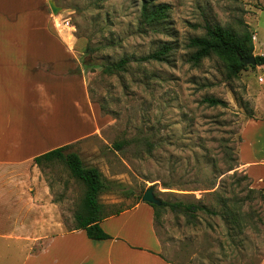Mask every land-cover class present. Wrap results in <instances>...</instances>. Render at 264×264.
Wrapping results in <instances>:
<instances>
[{"label":"rangeland","instance_id":"374dc122","mask_svg":"<svg viewBox=\"0 0 264 264\" xmlns=\"http://www.w3.org/2000/svg\"><path fill=\"white\" fill-rule=\"evenodd\" d=\"M142 1L57 0L49 37L79 52V135L87 132L69 152L101 173L98 200L107 213L134 206L149 187L162 201L219 213L238 203L241 233L222 216L163 210L154 226L172 264H256L264 256V203L252 190L264 188L240 168L237 148L248 115L264 117V65H247L229 80L214 56L187 63L186 45L206 23L239 32L247 26L253 55L264 56V0H145L170 7L158 32L139 29ZM164 43L174 48L166 62L138 61ZM123 58L124 70L105 72ZM206 98L223 105L211 107ZM36 168L37 187L58 204L63 232L72 231L84 186L62 163Z\"/></svg>","mask_w":264,"mask_h":264},{"label":"crops","instance_id":"0c3cea01","mask_svg":"<svg viewBox=\"0 0 264 264\" xmlns=\"http://www.w3.org/2000/svg\"><path fill=\"white\" fill-rule=\"evenodd\" d=\"M48 1L57 4L0 0V264H172L148 204L102 220L111 238L92 240L83 230L63 232L58 204L37 187L34 158L87 134L79 135V52L51 42ZM237 155L248 179L264 188V117L246 121Z\"/></svg>","mask_w":264,"mask_h":264},{"label":"trees","instance_id":"16d2710c","mask_svg":"<svg viewBox=\"0 0 264 264\" xmlns=\"http://www.w3.org/2000/svg\"><path fill=\"white\" fill-rule=\"evenodd\" d=\"M170 7L167 4L155 5L150 1H142L139 16V29L147 32L157 29L168 19ZM204 33L200 36L192 37L188 40L186 48L190 54L187 55L186 62L193 66L199 65L204 59L212 56L216 57L222 62L226 69L227 79L231 80L237 78L242 71L248 69L240 62V58L249 59L253 56L254 44L253 33H251L247 26H244L242 31H236L229 27H222L216 24L206 23L203 27ZM173 46L170 43H164L155 51L142 56L138 59L140 62H166L173 52ZM255 65L249 66L256 68L264 65V56L255 55ZM129 59L123 58L119 62L112 64L105 68V72L111 73L113 71L124 70L128 64ZM204 103L209 106H220L223 102L215 98H206ZM249 119H255L252 115H248ZM117 149L123 147V143L115 145ZM71 145H66L48 151L38 157L34 158V164L41 167L44 164L51 162H59L64 164L71 176L84 186V195L81 201L80 208L74 215L75 228L73 230L85 231L87 237L92 240H107L111 237L107 235L100 227L102 220L120 214L123 210H116L112 213H107L98 198L104 190V181L101 173L95 167L84 166L82 160L75 152H69ZM229 169L228 171L233 170ZM252 192L259 195V200L264 203V190H255ZM141 197L139 201H141ZM160 205L148 204L154 212V222L160 217V214L166 208L174 213H185L190 216L198 211H203L209 215L222 216L226 222L237 228L241 233L244 226V219H242L240 207L238 203L234 202L231 206L222 207V212H214L206 207L195 204H184L182 202H165L160 200ZM264 257V256H263ZM262 260V259H261ZM258 261L256 264H259Z\"/></svg>","mask_w":264,"mask_h":264},{"label":"water","instance_id":"95a60500","mask_svg":"<svg viewBox=\"0 0 264 264\" xmlns=\"http://www.w3.org/2000/svg\"><path fill=\"white\" fill-rule=\"evenodd\" d=\"M48 5L50 7L52 14L54 15L58 14V12L61 11V8L56 7L52 1H48ZM254 57L255 56L253 55L249 59L240 58V62L243 63L245 66L247 65L254 66L255 65ZM141 201L143 203L150 204V205H156V206H159L161 203L160 199L156 198L153 192V187H149L148 189L144 191L141 197Z\"/></svg>","mask_w":264,"mask_h":264},{"label":"built area","instance_id":"2783aa9c","mask_svg":"<svg viewBox=\"0 0 264 264\" xmlns=\"http://www.w3.org/2000/svg\"><path fill=\"white\" fill-rule=\"evenodd\" d=\"M61 26L64 27V28H67V29H70V25H69V22L67 20H63L61 22ZM252 39H253V42H254V36H252ZM259 82L262 83L263 82V79L262 78H259Z\"/></svg>","mask_w":264,"mask_h":264}]
</instances>
